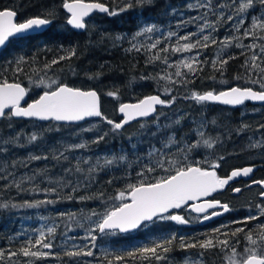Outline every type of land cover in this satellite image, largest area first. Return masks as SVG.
Wrapping results in <instances>:
<instances>
[{"label": "trees", "instance_id": "16d2710c", "mask_svg": "<svg viewBox=\"0 0 264 264\" xmlns=\"http://www.w3.org/2000/svg\"><path fill=\"white\" fill-rule=\"evenodd\" d=\"M86 1L103 3L110 12L117 14L93 13L85 19L86 28L74 30L65 21L66 14L61 8L64 0H0V9L10 8L15 11L18 21L29 16L51 20L49 26L39 33L9 38L0 49V81L7 79L22 84L28 89L26 100L35 98L45 90L43 85L35 88L34 84L40 79L46 82L55 79L74 87L95 89L99 93L103 116L113 121L118 119L115 111L110 114L102 111V102L110 92L116 93L115 97L111 96L114 104L137 100L150 93H157L166 101L173 96L176 99L171 104L159 105L152 115L134 120L117 131L98 117L79 123L1 117L0 205L8 206L0 207V250L4 252L0 264H29L30 258L22 255L9 257L8 252H18L27 241L34 242L39 238L40 231L46 232L47 228L53 226L56 232L54 236L48 237L54 243L51 250L53 255L31 258V264H107L108 260L117 264L115 255H124L145 245L152 246L153 242L172 236L175 239L166 254L167 259L161 262L153 260L151 264L178 262L184 253L192 256L200 253L203 264H217L231 252V247H235L238 253H244L246 236L250 232L253 239L259 241L261 229L258 226L264 225V216L257 215L258 219L249 220L246 224L242 222L244 220L236 218L248 216V207L253 212L257 205L264 207V197H254L251 205L244 203L239 209L242 214L234 217L232 196L216 192L211 197H219L230 209L219 216L205 221L199 219L188 225L153 218L131 232L96 231L94 242L90 241L88 235L89 229L93 227L88 217L93 212L103 213L107 208L118 205L120 201L115 197L118 192L126 190L128 184L138 183L141 179L151 182L166 175L165 171L156 167L154 172L145 171L144 176H137L145 166H156L162 158L161 154L171 160H183L187 155V162L198 161L201 166H207L205 161L217 162V175H223L231 167L240 165L229 163L228 153L240 154L239 149L232 150L231 147L243 142L246 136L251 135L259 141L260 151H264V102L245 101L241 106L228 107L197 102L192 98L193 93L215 91L232 85L260 90V85L251 81L264 75L261 71L264 69V53L260 51V46H264V39H260L264 37V28L259 27L260 23H264V0H252L251 6L242 12V25L238 24L240 19L228 20L224 13L219 16L218 11L223 7L219 0H210V7L199 6L209 3V0H151L144 4L136 3L135 0ZM232 1L238 5L237 0ZM129 2L133 6L120 11ZM201 19L215 25V31L205 28L203 34L211 33L216 44L191 52L161 51L176 46L178 37L189 33H196L193 42L200 39L199 29L205 23L201 24ZM253 20L257 22L255 29L252 27ZM150 26H154L152 32H143L144 28ZM246 29L254 31L255 35L244 37ZM169 33L176 35L170 37ZM225 37L236 39H231V43L222 48L221 42ZM157 41V47L151 48ZM253 43L258 47H247ZM71 50L75 51V55L70 56ZM197 52L201 61L200 70L195 74L188 73L186 82L182 83L184 77H176L175 68L168 67V64L195 56ZM218 53L220 58L228 60L222 69L219 63L217 68H213L212 62L217 60ZM254 54L257 56V67L252 66L251 58ZM156 55L161 59H154ZM60 56L69 58L45 67ZM21 57L23 61L19 68L22 71H17V61ZM181 70L187 72V69ZM166 73L172 74L175 83L162 79ZM166 87L171 91L165 92ZM242 114H246L242 117L243 121L240 120ZM198 132L204 133L203 139L214 140L213 147L207 148L201 144L190 152L180 151L201 139ZM33 133L38 136V140L29 143V136ZM98 135L104 136V139L93 143ZM172 136L177 143L165 147L168 138ZM77 144H84L85 147H69ZM153 149L159 151L154 152ZM60 153L67 159L52 158L53 154L59 156ZM31 156L48 158L33 160ZM120 156L125 159L120 160ZM113 157L117 158L114 164L98 167L89 178L88 168L95 165L97 159L103 165L105 158ZM84 160L89 163H83ZM78 161L83 169L81 172L75 170ZM255 161L262 165L255 171L254 178L264 179V159ZM66 169H72L71 173H67ZM28 177L33 179L29 180ZM68 180L74 185L79 182L75 191L72 186H63ZM46 188H56V191H43ZM44 200L54 203L19 207L25 202ZM189 211L182 206L165 215L182 212L187 217ZM217 228L221 229L219 233L213 231ZM237 228H243L244 231L232 237L231 233ZM148 237L158 240L145 242ZM181 238L187 243H199L207 238L227 239L231 247L225 249L217 246L207 250L199 247L185 248L181 246ZM78 248L90 249L94 255H65L66 251ZM127 264L150 262L128 258Z\"/></svg>", "mask_w": 264, "mask_h": 264}, {"label": "snow or ice", "instance_id": "6c2138e0", "mask_svg": "<svg viewBox=\"0 0 264 264\" xmlns=\"http://www.w3.org/2000/svg\"><path fill=\"white\" fill-rule=\"evenodd\" d=\"M136 3L144 4L150 3L151 0H135ZM252 0H248L247 3H241L239 6V11L243 12L246 8L250 7ZM132 3L129 2L125 5V8H121L120 11H125L127 8L132 7ZM201 7H210L209 3L204 5H199ZM191 7V5H190ZM63 8L70 13V17L67 20L69 25L77 29L86 28L85 18L89 17L94 10H99L101 12H108L110 15H116V12H110L109 9L99 2L86 3L85 0H64ZM16 16L15 11L3 10L0 11V46H4L10 37L25 34L31 30L39 29L42 26L51 23L50 19L46 18H30L22 23L14 22ZM228 20H232V16H228ZM244 20L240 19L238 24H243ZM253 29L257 27V22L253 20ZM260 28H264V23L259 24ZM211 28L215 31V25L209 24L205 21L203 27L199 29L201 38L193 42V37L196 33H189L185 36L178 37L177 45L170 46L169 48L161 49L163 52H168L171 50L174 53L179 52H191L193 49L197 48H207L209 44H216V39L212 38L211 33L204 35V29ZM154 26L146 27L143 32H152ZM141 33H137L140 35ZM176 33H169V36H174ZM244 37L254 36L255 32L246 29L243 33ZM231 39L225 37L221 42L222 48L227 47L231 43ZM264 39V37H260ZM181 41H184L182 44ZM153 43L151 48L155 49L157 44ZM239 47H244V45H237ZM249 48L258 47L257 44L253 43L248 45ZM135 48V45H133ZM260 51L264 53V46H260ZM75 55V51L71 50L70 56ZM69 57L60 56L58 59H54L51 64H46L45 67H51L52 64H57L59 61L67 59ZM154 59H161L159 55H156ZM253 67H257L255 61L257 56L254 54L252 56ZM167 64V58H164ZM23 61L21 57L17 61V71H22L19 68V64ZM213 68H217V63H219L220 69L228 63L227 59H222L217 56V60L213 62ZM201 61L199 60V52L195 56L186 57L174 64H168V67H174L176 77H184L181 82H186L187 74H195L200 70ZM247 64V61H246ZM181 69H187V72H183ZM218 69V70H220ZM264 72V69L261 70ZM162 79L169 81L170 83H175L172 81V74L166 73ZM253 84H259L260 90L256 91L252 87H230L225 91H207L203 94L193 93L192 98L197 102H211L217 101L225 105H243L245 101H261L264 102V75H261L258 80L251 81ZM43 85L44 89L42 94L38 99L33 100L28 103L27 106H22L21 101L24 100L28 89L23 87L19 82H9L7 79L0 81V117H23V118H35L38 120H54V121H64V122H78L84 121L89 117H98L106 121L107 124L112 126L114 131L122 129L127 123L133 121L137 118L147 117L156 111L157 105L171 104L175 101L176 97L173 96L171 100L161 99L159 95L146 96L144 99L139 100L137 103H122L119 106V112L123 115V119L120 122H115L103 116L100 106H99V96L95 90H82L78 87H69L65 83L58 82L53 79L46 82L44 79H40L38 85ZM170 88H165V92H170ZM109 96H116V93L110 92ZM8 110V111H6ZM201 139L195 141L194 143L188 144L186 148L180 149L182 152H190L194 148L199 147L201 144L207 148L213 147L215 143L211 139H203L204 133H197ZM104 139V136L98 135L93 143H99ZM38 140V136L33 133L29 136V143ZM7 143V141L5 142ZM177 141L174 136L168 138V142L165 147H170L176 144ZM70 148H83L84 144L70 145ZM67 150V149H66ZM154 152L159 150L153 149ZM151 156L152 153H149ZM161 159L157 161L156 166H145L141 172L137 173L138 177H142L147 172H154L156 167L165 171L167 174L156 178L154 181H146L141 179L138 183L128 184L126 190L118 192L115 197L120 203L116 206L107 208L103 213L93 212L91 216L88 217L89 222L93 225L89 229L88 235L90 241L94 242L96 236L94 233L96 231L100 233L115 232L119 230L120 232H128L130 230L136 229L142 225L145 221H152L153 218H158L161 220L167 219L176 221L181 224L189 223L188 220L184 219L183 216L172 214L165 215L169 213L170 209H180L182 206H188L196 213H202L204 220H209L212 217L221 215L222 212L216 211L215 209L220 208L223 212H228L229 206L227 204H221L218 200L202 199L209 197L211 193L216 192L218 189H223L225 185L229 183L233 178L238 176H248L249 173L253 171L252 168L247 167L243 169L233 170L231 175L226 178H221L217 175L216 169L219 167L217 162L205 161V165L201 166L200 162L189 163L187 162V155L184 156L183 160H171L167 158L165 154H161ZM47 156H31L30 159L40 160L47 159ZM53 159L59 160L61 158L67 159L63 153L59 156L53 154ZM116 157L112 159L105 158L104 164L100 165L99 159L95 165L88 168L89 178L91 174L94 173L98 167H107L116 162ZM120 160H124V156L119 157ZM220 159H223L221 157ZM83 163H89L88 160H84ZM167 164L168 167L165 168L164 165ZM77 172L83 171L80 167V162L78 161L76 165ZM67 173H71L72 169H66ZM31 180L33 177H28ZM77 182L75 185L71 180L66 181L63 186H72L73 191L76 190L78 186ZM264 185V181L254 182ZM35 190V189H34ZM45 192H55L56 188H46L43 189ZM235 192H240L241 189H234ZM261 196L264 197V191L261 192ZM71 198V197H69ZM83 199V198H81ZM190 201H198L197 203H191ZM41 203H54V201L44 200L38 201L36 203L25 202L24 205H19V207H36ZM8 205H0V207H7ZM17 207V205H13ZM260 207V215L264 216V207ZM209 210H212L209 213ZM95 217V219H93ZM257 216L249 215L247 216L243 223H247L249 220H256ZM239 223V222H238ZM261 231L259 233V241L253 239L251 232L246 236L248 242V247L245 248L244 253H238L235 247H231L229 240H219L218 238H207L199 243H187L181 238V246L185 248L199 247L200 249L207 250L215 248L217 246L221 248H230L231 255L228 257L230 264H264V225L258 226ZM215 233L221 231L220 228L213 230ZM243 228H237L231 233L232 237L237 236L238 233L243 232ZM56 232V227H49L45 231H40L39 238L27 241L18 252L10 251L8 252L9 257H16L22 255L23 257L30 258L29 264H31V258H46L53 255L51 250L54 248V243L48 237L54 236ZM227 235V234H225ZM174 236L164 238L161 241L153 242L152 246H143L136 248L134 251H128L124 255H115L114 260L117 264H127V259L130 258L135 261L137 258L141 260H147L161 262L167 259L166 254L170 251ZM67 243V241H66ZM39 246V247H37ZM94 246V243H93ZM35 249V250H33ZM48 250V251H45ZM65 255L68 257H80V256H93L94 253L88 249L78 248L70 251H66ZM4 256L3 250H0V259ZM107 264H113L112 260H108Z\"/></svg>", "mask_w": 264, "mask_h": 264}, {"label": "rangeland", "instance_id": "374dc122", "mask_svg": "<svg viewBox=\"0 0 264 264\" xmlns=\"http://www.w3.org/2000/svg\"><path fill=\"white\" fill-rule=\"evenodd\" d=\"M219 1L223 5V7L220 8L221 11H218L219 16H221V14L224 13L226 15V18L228 16H232L233 18H236V19H241V17H243L242 12L239 11L240 4L248 2L247 0H237L238 1V5H237L232 0H219ZM204 22H205V20L201 19V24H203ZM186 27L187 26H185V28ZM34 85H35V88L38 87L37 86L38 83H35ZM115 106H116V104L113 103L112 97L111 96H105V98H104V100L102 102V111L105 114H110V113L115 111ZM243 116H246V114L240 115V120L241 121H243V119H242ZM260 147L261 146H260V142L259 141L254 140L251 135L246 136V138H245V140H243V142H239L238 144L233 145L231 147L232 150L239 149L240 150V154H236V153L230 154V153H228V155H230L228 161H229V163L242 164V163H245V162H250V161L264 159V151L261 152L260 151ZM259 153H261V154H259ZM213 161H215V160H213ZM255 191H257V188H253V190L250 191L249 193L247 192L248 195L250 197H252V200L254 199V195L256 194ZM257 192L260 193V191H257ZM260 195H261V193H260ZM243 200L245 201V199H243ZM251 203H252V201H250V200L246 201V204H248V205H251ZM258 206H262L263 207V205H257V209L254 210V212H253L252 208L248 207L247 210H250V212H248L249 213L248 216L249 215H253V216L260 215V207H258ZM175 214L184 217L182 212L181 213H175ZM186 215H187V217H184V219L188 220L189 223L181 224V223H178L176 221L175 222L178 223V224H181V225H188V224H191V223H193L195 221L196 222L199 221L200 215L193 214L192 212L187 213ZM260 216H262V215H260ZM156 240H158V239L157 238L154 239L153 237H148L144 241L145 242H153V241H156ZM246 247H248V242H247V245L244 246V248H246ZM230 255H231V252L229 254H227L226 257L223 258L220 263H217V264H230L229 259H228V257ZM202 260H203V257L201 256L200 253H196L193 256L189 255L188 253H184L178 259V262H170L168 264H203Z\"/></svg>", "mask_w": 264, "mask_h": 264}, {"label": "water", "instance_id": "95a60500", "mask_svg": "<svg viewBox=\"0 0 264 264\" xmlns=\"http://www.w3.org/2000/svg\"><path fill=\"white\" fill-rule=\"evenodd\" d=\"M85 2L86 3H91V2H97V1H86L85 0ZM64 3V2H63ZM63 3L61 4V8H62V10L64 11V13L66 14V19H65V21H66V23H67V20L69 19V17H70V13H68L67 12V10L66 9H64L63 8ZM100 3V2H99ZM105 5V4H104ZM107 8H108V6L107 5H105ZM3 10H10V11H13L12 9H10V8H2V9H0V11H3ZM93 13H103V12H101V11H99V10H94L91 14H93ZM90 14V15H91ZM36 17H40V16H29V17H27V18H25V19H23V20H20V21H18L17 19H16V16H15V18H14V22H16V23H22V22H24V21H26L27 19H30V18H36ZM40 18H42V17H40ZM86 19V18H85ZM67 25L68 26H70L72 29H74V30H82V29H77V28H75V27H73L72 25H69L68 23H67ZM49 26V24L48 25H45V26H42L41 28H39V29H34V30H31V31H29V32H27V33H25V34H21V35H18V36H14V37H19V36H23V35H27V34H32V33H39V32H41L42 30H44L46 27H48ZM10 38H12V37H10ZM3 46H0V49L2 48ZM9 82H13V81H9ZM22 85V84H21ZM68 85V84H67ZM23 86V85H22ZM69 87H74V86H71V85H68ZM24 87V86H23ZM230 87H246V86H237V85H232V86H229V87H225V88H221V89H218V90H215L214 92H219V91H225V90H227L228 88H230ZM248 87V86H247ZM78 88H80V87H78ZM82 90H85V91H87V90H95V89H92V88H81ZM254 89V88H253ZM254 90H256V91H259L258 89H254ZM96 91V90H95ZM43 92V91H42ZM42 92H40L35 98H33V99H31V100H26V98H27V93H26V95H25V98H24V100L23 101H21V104H22V106H27V104L28 103H31L33 100H36V99H38L39 98V96L42 94ZM204 92H207V91H203V92H200L199 94H203ZM151 95H159V94H157V93H150V94H147V95H144V96H142V97H140L139 99H137V100H124V101H121V102H119V103H117L116 104V106H115V112H116V114L118 115V119L115 121V122H120L122 119H123V115L119 112V106H120V104H122V103H137L139 100H142V99H144L146 96H151ZM99 96V95H98ZM160 96V95H159ZM160 98H161V96H160ZM162 99V98H161ZM247 102H250V103H262L261 101H251V100H248ZM211 103H217V104H219V105H224V106H228V107H238V106H241V105H235V106H233V105H225V104H223V103H221V102H217V101H211ZM99 106L101 107V104H100V97H99ZM159 105H157L156 106V109H157V107H158ZM6 111H8V110H6ZM153 114V113H152ZM152 114H150V115H152ZM149 115V116H150ZM148 117V116H147ZM1 118V117H0ZM12 118H16V119H26V118H23V117H12ZM92 118H96V117H89V118H86V120H88V119H92ZM142 118H145V117H141V118H137V119H135V120H138V119H142ZM29 119H34V120H38V119H35V118H29ZM38 121H44V120H38ZM48 121V120H47ZM51 121H54V120H51ZM85 121V120H84ZM134 121V120H133ZM54 122H58V123H79V122H82V121H78V122H64V121H54ZM132 121H130L129 123H131ZM128 124V123H127ZM259 164L258 163H250V164H241V165H239V166H234V167H231L230 169H228V171H227V173H226V175H223V176H220L221 178H226L227 176H229V175H231V172L233 171V170H237V169H243V168H247V167H250V168H252L253 169V171L251 172V173H249V175L248 176H243V175H241V176H238V177H235V178H233L231 181H229V183L230 182H232V181H234V180H237V179H239V178H241V179H243V180H246V179H248V178H250L251 176H252V174H253V172H254V170L257 168V166H258ZM259 181H264V179L263 180H257V179H255V180H251V181H249L248 183H247V185H251V184H258L262 189H264V185H261V184H259V183H254V182H259ZM220 190H222V189H218L216 192H218V191H220ZM233 192H235L234 190H233ZM213 193H215V192H213ZM213 193H211L210 194V196L209 197H206V198H202V199H211V200H218V199H216V198H211V195L213 194ZM198 201H190L189 202V204H191V203H197ZM222 204V203H221ZM186 207V209H188V210H190L192 213H194V214H196V215H202L201 217H200V221H205L204 219H203V215L204 214H202V213H196L195 211H193L190 207H188V206H185ZM171 210H174V209H170L169 211H171ZM216 211H220V212H222V214L224 213L223 212V210L222 209H220V208H217V209H215ZM219 216V215H218ZM155 218V217H154ZM213 218V217H212ZM146 222V221H145ZM137 229V228H136ZM135 229H133V230H130V231H128V232H131V231H134ZM116 231H118L119 233H126V232H120L119 230H116Z\"/></svg>", "mask_w": 264, "mask_h": 264}, {"label": "flooded vegetation", "instance_id": "af4514ba", "mask_svg": "<svg viewBox=\"0 0 264 264\" xmlns=\"http://www.w3.org/2000/svg\"><path fill=\"white\" fill-rule=\"evenodd\" d=\"M246 163L247 164H250V163H258L259 165L257 166V169L262 165L261 162H257V161H250V162H245V163H242V164H246ZM237 166H239V165H237ZM257 169L254 170V172H253V174H252V176L250 178H248L246 180H243L241 178H239L237 180H234V181L228 183L227 185H225V187L222 190L218 191V193H221V194L223 193V195H229L230 194L232 196V202L234 204V207L232 208V210H233L232 213L235 215L234 217H237L238 215H241L242 214V210H239V209H241V206L243 205V203L246 204V201L247 200L252 201V197H250L248 195V193L250 191H252L253 188H257V191H260V193L262 191H264V189H262L258 184L247 185V183L249 181L257 179V178H254V176H253L254 173H255V171ZM226 173L223 174V175H226ZM223 175H218V176L220 177V176H223ZM257 180H263V179H257ZM237 188L241 189V191L240 192H233V190L234 189H237ZM257 191H255L256 194L254 195V197H257V196L262 197L260 195V193L257 192ZM214 198H216V197H214ZM216 199H218V201H220L222 204H226L223 201H221L219 197H217ZM243 199H245V201ZM211 211L212 210H209V213ZM200 217H199V219H200ZM246 217H247V215H243V216H238L236 219H242V220H244Z\"/></svg>", "mask_w": 264, "mask_h": 264}, {"label": "bare ground", "instance_id": "6f19581e", "mask_svg": "<svg viewBox=\"0 0 264 264\" xmlns=\"http://www.w3.org/2000/svg\"><path fill=\"white\" fill-rule=\"evenodd\" d=\"M110 11V10H109ZM108 13V12H107ZM99 15V14H98ZM83 32V31H82ZM99 94V93H98ZM28 96V95H27ZM28 100V99H27ZM256 105V104H255ZM221 106V105H220ZM257 169V168H256ZM254 176V175H253Z\"/></svg>", "mask_w": 264, "mask_h": 264}]
</instances>
